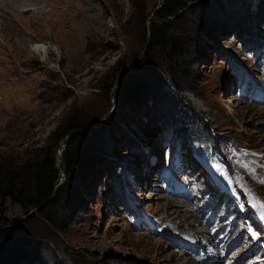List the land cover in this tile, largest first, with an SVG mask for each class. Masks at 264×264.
Returning a JSON list of instances; mask_svg holds the SVG:
<instances>
[{"label":"rangeland","instance_id":"rangeland-1","mask_svg":"<svg viewBox=\"0 0 264 264\" xmlns=\"http://www.w3.org/2000/svg\"><path fill=\"white\" fill-rule=\"evenodd\" d=\"M211 1H195L207 3L202 18L195 10L174 24L172 38L187 41L182 56H147L162 0H146L143 19L128 0H0V163L30 164L61 151L52 225L36 209L5 203L2 230L24 228L31 239L20 246L29 253L21 264H181L186 249L208 264H264V219L252 207L253 196L264 203V55L237 31L258 16L255 5L246 7L251 0H221L215 8ZM131 67L144 75L147 92L122 102L116 82ZM121 102L130 103L122 111L131 109L123 118H139L146 138L131 135L134 143L126 144L109 137L107 120L121 114ZM180 118L210 134L214 158L196 148L194 131L182 132ZM73 120L88 125L84 138L66 139L69 133L57 144ZM88 135L86 165L66 176L65 148L76 142L80 156ZM213 180L225 193L217 195Z\"/></svg>","mask_w":264,"mask_h":264},{"label":"trees","instance_id":"trees-1","mask_svg":"<svg viewBox=\"0 0 264 264\" xmlns=\"http://www.w3.org/2000/svg\"><path fill=\"white\" fill-rule=\"evenodd\" d=\"M196 0H162L160 6L154 11V21L151 22L149 26V40L148 45L146 49V55L149 56L152 53L158 51L159 53H165L167 52L169 55H183V50L180 49L181 46H183L187 41H184V37H174L172 38V34L174 31V24L176 22L182 21L185 19L186 12H193L195 10H198V14L204 13L205 6H207V3L204 2H195ZM245 1V0H242ZM129 4L131 5L134 13L137 17L140 19L145 18L146 16V0H128ZM264 0L261 2L257 1V3H253V1H249L248 4H246L247 8H250L251 6H254V14L255 16H258V19L256 21L255 18L252 17V23L247 24V27L241 26L243 28L240 30L239 28L237 31H239L241 34H246L248 36L247 39L244 40V42H250L253 41L256 43V53L258 52V49L261 50V54L264 55V43L261 40H264V24H260L261 19L260 16L264 15L263 10V3ZM211 3H216L214 6H219L222 2L221 0H213ZM256 9V10H255ZM263 12V13H261ZM201 14L200 17L202 18L204 14ZM258 14V15H257ZM210 16V15H209ZM205 19V18H204ZM211 20V18H210ZM142 25H145L144 20L141 21ZM233 25V24H232ZM236 25H233V27ZM249 30V31H247ZM197 34L199 38L202 36L201 41L205 43V40L207 38L206 31L199 26V29H196ZM215 31V30H214ZM222 32V31H221ZM221 32H218V34H221ZM213 33V31L211 32ZM184 35V33H183ZM210 37V36H209ZM206 44V43H205ZM254 44V43H253ZM166 53V54H167ZM120 66H117L116 72H118ZM144 75L141 72L135 71L134 67L128 68L120 73V76L118 78V86L116 90L120 92V94L123 96V101H131L134 97H138L141 94H145L147 91L144 83H146V80H144ZM148 84V83H147ZM113 87V81L112 83L107 87L106 92L110 93ZM151 89V88H150ZM149 90V89H148ZM121 102V103H122ZM130 103H122L120 104V113L118 114L116 119L111 117L107 120L108 128L110 130L108 131L109 137L114 139L118 138L119 135V143L124 142V138H126V144L128 143H134V140L132 139L131 135H135L137 137H144L146 138L147 134L143 132L142 125L136 126L140 119L134 117L131 121H127L123 118L125 113L127 111H130V108H127L124 111L123 108ZM176 104V103H175ZM118 108V109H119ZM144 108L136 109L137 111H143ZM174 109L177 111L179 110V107H177V104L175 105ZM172 109L168 108V111L171 112ZM166 113V110H162V114ZM172 114V112H171ZM161 115V114H159ZM166 116V115H165ZM173 116V114H172ZM185 116V115H183ZM171 117V116H169ZM147 121L151 122L154 118H150ZM166 118V117H165ZM177 123H181V130L184 133L186 132H193L194 130L200 128L199 123H195L193 121L191 127L189 123L185 122L182 118L179 120L175 119ZM131 125H134L132 128ZM102 127V126H101ZM141 127V128H140ZM88 128V125L78 122L77 120L71 121V123L68 125L66 132L60 137L58 142L64 138L67 134L73 133L75 134L72 137V140L80 139L82 137V133L85 132ZM192 128V131H191ZM100 129V128H99ZM96 130V132L100 130ZM204 129V128H203ZM131 131L130 134H128V131ZM138 131H141L139 133ZM126 132L128 134L121 135L120 133ZM123 139H122V137ZM193 138L192 141L197 145L202 146L206 152L209 153V150L213 148V144L215 143L214 140L211 138L210 134H207V131L204 130V132L200 135L198 132L196 133L194 131V134H192ZM90 136H87V139H84L81 141V152L80 156L76 153L75 144L73 143L74 148L72 151L71 149V142L67 145L65 148L62 159L65 165V174L68 176L69 174L74 175L75 173H78L80 171V167L86 165V156H83V150H91L93 147V142H90ZM84 138V137H82ZM125 143V142H124ZM106 149L105 142L103 143L100 151V155H106L104 153ZM197 152L199 150L197 149ZM115 153V151H114ZM77 155V156H76ZM103 158V157H100ZM56 166V156H55V149L51 152H48L44 159L42 160H35L30 164L25 163H13L9 161H2L0 163V228L7 225V219L5 214V203L7 200L11 201L13 204L18 205L21 209L24 211L30 210V209H36L37 215L40 216V219L43 220V222L47 225H52L54 223L55 214L53 212H50V208H54L56 206V199L54 198L55 193V184L58 178V172L55 168ZM110 167V166H109ZM109 167L107 170H109ZM106 170V171H107ZM77 171V172H76ZM117 176H119L117 172ZM139 177V174H138ZM78 187V185H77ZM76 187V188H77ZM76 188H74L76 190ZM65 188H60L59 194L63 192ZM76 191H74L75 195ZM60 197V196H59ZM47 210V211H46ZM46 211L45 215H43V212ZM35 217V216H34ZM32 217L29 219V221H32L34 219ZM16 227L9 230H0V264H21V262L28 261L29 253L19 251L20 246L22 244H29L31 243V239L29 238V234L26 232L24 228Z\"/></svg>","mask_w":264,"mask_h":264},{"label":"bare ground","instance_id":"bare-ground-1","mask_svg":"<svg viewBox=\"0 0 264 264\" xmlns=\"http://www.w3.org/2000/svg\"><path fill=\"white\" fill-rule=\"evenodd\" d=\"M218 34V33H217ZM35 47V46H34ZM37 52H39V54L41 53V54H45V55H49V53H50V48L49 47H47V46H45V45H38L37 46V49H35ZM34 50V51H35ZM116 85L118 86V81L116 82ZM117 86H116V88H117ZM119 163V162H118ZM108 168V167H107ZM107 168H105V170H104V172H106V170H107ZM101 173H102V170L100 171ZM130 174H132V173H130ZM203 203L205 202L204 201V198H203V201H202ZM203 225H204V222L203 221H200V223L196 226L197 228H200V230H198V231H196L195 232V237L196 236H199V235H201L203 232ZM185 229L186 228H183L182 230H180V228H178L177 227V233L178 234H182V235H184L185 233L183 232V231H185ZM164 231L166 232V227H164ZM264 243V241H262V244ZM171 246L173 247V248H177V247H180V243H178V242H173L172 244H171ZM187 251H184L181 255H180V257L181 258H184V259H186V262H189V263H191V264H200V262H204L203 260H201L199 257H197V256H194L195 254H194V252L193 251H189V249H186ZM247 256V251H244L242 254H241V257L242 258H244V257H246ZM180 262H182V260L180 261ZM186 262H182L181 264H186ZM220 262H219V260L218 261H216V262H214V263H212V264H219ZM201 264H207V263H201Z\"/></svg>","mask_w":264,"mask_h":264},{"label":"snow or ice","instance_id":"snow-or-ice-1","mask_svg":"<svg viewBox=\"0 0 264 264\" xmlns=\"http://www.w3.org/2000/svg\"><path fill=\"white\" fill-rule=\"evenodd\" d=\"M261 183H264V180L261 181ZM251 191V190H249ZM252 207L254 209H258L260 212L261 219H264V203L260 202L258 198L254 197L252 198Z\"/></svg>","mask_w":264,"mask_h":264},{"label":"water","instance_id":"water-1","mask_svg":"<svg viewBox=\"0 0 264 264\" xmlns=\"http://www.w3.org/2000/svg\"><path fill=\"white\" fill-rule=\"evenodd\" d=\"M72 135H74V134H73V133L70 134L68 137H66V139L69 138V137L72 136ZM64 145H65V142L62 143V146H64ZM56 158H57V164H59L60 159H61V151L58 152V153L56 154ZM4 228H5V226L2 227V228H0V230H2V229H4Z\"/></svg>","mask_w":264,"mask_h":264}]
</instances>
